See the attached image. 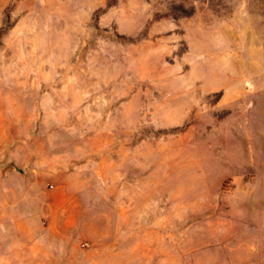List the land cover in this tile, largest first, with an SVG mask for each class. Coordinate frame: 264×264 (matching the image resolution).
<instances>
[{
    "label": "rangeland",
    "instance_id": "374dc122",
    "mask_svg": "<svg viewBox=\"0 0 264 264\" xmlns=\"http://www.w3.org/2000/svg\"><path fill=\"white\" fill-rule=\"evenodd\" d=\"M0 264H264V0H0Z\"/></svg>",
    "mask_w": 264,
    "mask_h": 264
},
{
    "label": "crops",
    "instance_id": "0c3cea01",
    "mask_svg": "<svg viewBox=\"0 0 264 264\" xmlns=\"http://www.w3.org/2000/svg\"><path fill=\"white\" fill-rule=\"evenodd\" d=\"M46 210V209H45Z\"/></svg>",
    "mask_w": 264,
    "mask_h": 264
}]
</instances>
